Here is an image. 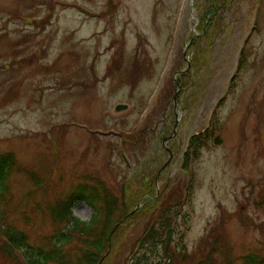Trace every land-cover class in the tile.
Segmentation results:
<instances>
[{
    "label": "rangeland",
    "instance_id": "rangeland-1",
    "mask_svg": "<svg viewBox=\"0 0 264 264\" xmlns=\"http://www.w3.org/2000/svg\"><path fill=\"white\" fill-rule=\"evenodd\" d=\"M214 112L221 143L203 147L190 173L189 139ZM0 151L43 182L37 190L29 174L12 173L1 238L9 227L45 246L63 224L41 200L95 177L119 210L124 193L128 205L140 197L100 262L129 264L155 220L147 197L165 188L182 202L192 179L177 215L176 255L188 257L174 264H198L215 237L233 264L264 253V0H0ZM72 210L83 221L93 213L83 200ZM80 245L76 236L65 248ZM0 264L14 259L0 250Z\"/></svg>",
    "mask_w": 264,
    "mask_h": 264
},
{
    "label": "trees",
    "instance_id": "trees-1",
    "mask_svg": "<svg viewBox=\"0 0 264 264\" xmlns=\"http://www.w3.org/2000/svg\"><path fill=\"white\" fill-rule=\"evenodd\" d=\"M211 9L213 11L211 15L215 17L214 10L216 8L212 5ZM212 16H209L205 23L203 22L200 34L208 33L210 23L214 20ZM244 54L245 50L242 51L240 65L243 61L245 62ZM218 126L217 113L214 112L208 127L191 136L183 158V168L186 171L192 173V163L198 158L203 147L212 145V142L213 145L221 143ZM22 171L31 176L37 190L39 187L42 189V179H39L30 169L29 171L22 169L13 151H0V201L5 199V194H9L7 186L9 177L14 172ZM85 178L93 184L81 183L66 196L58 198L53 204L46 203L45 205L46 200H41L42 210H47L53 220L63 224L62 230L52 237L45 246L33 247L28 245L24 231L8 227L1 233L3 238L0 237L2 254L13 257L14 264L16 261L17 264H100L108 248L114 245L112 238L116 229L128 217L136 215L141 210L140 208L136 209L140 197L128 205L127 195L124 193L121 196V203L124 208L119 210L117 197L105 182L95 177L86 176ZM192 182L193 180L190 179L182 202L179 200L175 203L174 200H171L170 195L165 193L167 190L165 188L161 190V193L155 192L147 197L151 204L158 206L155 220L146 227L138 239L136 248L139 253L133 254L129 264H133V262H135L134 264H144L147 259L146 256L149 254L159 257L153 264H174L175 257L181 258V260L188 257L187 255H176L184 246L181 239L183 233L181 237L177 235L179 233L177 231V227H179L177 215L181 210V204H184L190 195ZM77 200H83L92 207L93 213L89 220L83 221L73 215L72 208ZM262 202L264 203V200ZM2 217L1 215L0 218ZM76 236L80 240V250L79 253L71 255L65 247L76 239ZM203 245L206 244L203 243ZM207 246V252L202 259L200 258L198 264H212L219 258L226 264H233L229 254L231 247L229 248L222 239L219 237L212 238L211 244ZM18 251H21L23 260ZM215 255L219 257L214 260ZM183 262L186 263V260ZM241 264H264V253L255 251L247 253L243 255Z\"/></svg>",
    "mask_w": 264,
    "mask_h": 264
},
{
    "label": "water",
    "instance_id": "water-1",
    "mask_svg": "<svg viewBox=\"0 0 264 264\" xmlns=\"http://www.w3.org/2000/svg\"><path fill=\"white\" fill-rule=\"evenodd\" d=\"M125 108H127V105H126V104H118V105L116 106V109H117V110H123V109H125Z\"/></svg>",
    "mask_w": 264,
    "mask_h": 264
}]
</instances>
